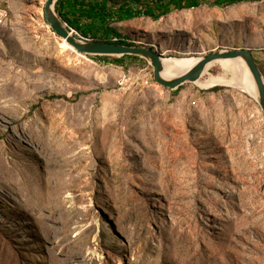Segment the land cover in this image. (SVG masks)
Returning <instances> with one entry per match:
<instances>
[{"label":"rangeland","instance_id":"1","mask_svg":"<svg viewBox=\"0 0 264 264\" xmlns=\"http://www.w3.org/2000/svg\"><path fill=\"white\" fill-rule=\"evenodd\" d=\"M44 1L0 0V264H264L258 99L63 49ZM114 26L170 57L249 48L264 75V0Z\"/></svg>","mask_w":264,"mask_h":264},{"label":"trees","instance_id":"2","mask_svg":"<svg viewBox=\"0 0 264 264\" xmlns=\"http://www.w3.org/2000/svg\"><path fill=\"white\" fill-rule=\"evenodd\" d=\"M255 1L261 0H58L55 7L60 17L83 37L133 45L123 38L118 28L114 26L115 23L140 16H147L156 21L174 10L197 8L202 4L226 7ZM115 38L118 40H114ZM94 57H104L122 66H126L128 60L143 59L135 55Z\"/></svg>","mask_w":264,"mask_h":264},{"label":"water","instance_id":"3","mask_svg":"<svg viewBox=\"0 0 264 264\" xmlns=\"http://www.w3.org/2000/svg\"><path fill=\"white\" fill-rule=\"evenodd\" d=\"M58 0H46L44 15L59 39L66 41L73 49L82 55L91 56H117L135 55L147 59L154 68V79L157 83L168 89H177L188 82H198L206 67L215 61L242 58L256 84L258 101L264 115V75L260 65L249 48H222L200 53V60L187 72L172 78L163 76L165 55L157 49L143 45H128L110 43L105 41L87 40L72 33L66 22L56 11Z\"/></svg>","mask_w":264,"mask_h":264},{"label":"bare ground","instance_id":"4","mask_svg":"<svg viewBox=\"0 0 264 264\" xmlns=\"http://www.w3.org/2000/svg\"><path fill=\"white\" fill-rule=\"evenodd\" d=\"M46 2V0L44 1ZM69 27V24H66ZM72 31V27H69ZM73 34L77 33L76 31H72ZM77 36V35H76ZM79 37V36H78ZM83 39H88L86 37H81ZM117 40V38H115ZM57 43L63 49H72L74 50L66 41L62 39H57ZM166 58L163 59L164 63V71L163 76L167 78H172L179 76L188 70H190L197 62L200 60V55H186V56H165ZM219 66L223 71L219 75H211L207 77V79H200L196 82L201 87H211L214 85H227L239 88L242 91L249 92L252 94L256 99L258 98L256 84L253 80V77L250 73V70L246 64V62L242 58H236L232 60H225V61H215L209 64L204 71L202 77L211 71L212 67ZM115 237L111 243H114Z\"/></svg>","mask_w":264,"mask_h":264},{"label":"crops","instance_id":"5","mask_svg":"<svg viewBox=\"0 0 264 264\" xmlns=\"http://www.w3.org/2000/svg\"><path fill=\"white\" fill-rule=\"evenodd\" d=\"M191 9H193V8H191ZM184 10H187V9H184ZM128 21H130V20H126V21H122V22H118V23H116V24H119V25H123V24H125V23H127ZM70 27V26H69ZM74 29V28H73ZM74 30H76V29H74ZM119 32H122L120 29H119ZM91 39V38H90ZM115 40V39H114ZM117 40H118V38H117Z\"/></svg>","mask_w":264,"mask_h":264},{"label":"built area","instance_id":"6","mask_svg":"<svg viewBox=\"0 0 264 264\" xmlns=\"http://www.w3.org/2000/svg\"><path fill=\"white\" fill-rule=\"evenodd\" d=\"M66 24H68V23L66 22ZM70 27H71V26H70ZM76 31H77V30H76ZM78 36H82V34L78 32Z\"/></svg>","mask_w":264,"mask_h":264}]
</instances>
